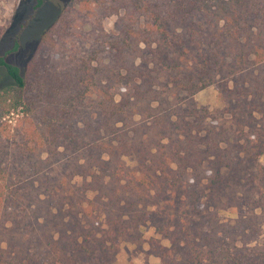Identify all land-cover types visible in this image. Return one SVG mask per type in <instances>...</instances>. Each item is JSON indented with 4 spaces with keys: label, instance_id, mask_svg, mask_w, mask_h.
<instances>
[{
    "label": "trees",
    "instance_id": "obj_1",
    "mask_svg": "<svg viewBox=\"0 0 264 264\" xmlns=\"http://www.w3.org/2000/svg\"><path fill=\"white\" fill-rule=\"evenodd\" d=\"M131 3L105 83L93 58L33 57L22 72L6 59L18 38L0 56L13 79L0 90V264H116L113 247L144 222L162 264H264L261 2ZM140 39L151 60L127 64ZM209 86L223 108L196 100ZM94 96L102 125L82 127Z\"/></svg>",
    "mask_w": 264,
    "mask_h": 264
},
{
    "label": "rangeland",
    "instance_id": "obj_2",
    "mask_svg": "<svg viewBox=\"0 0 264 264\" xmlns=\"http://www.w3.org/2000/svg\"><path fill=\"white\" fill-rule=\"evenodd\" d=\"M206 4L220 6V8L231 6L234 0H199ZM261 6L254 9V13L264 17V0H258ZM245 3V1H244ZM133 8L131 0H0V56L11 49L18 38V48L6 55V59L18 65L22 72L25 71L29 58H93V63L98 66V72L105 83L109 76L107 69L113 63L114 58L109 51V46L115 41L119 18ZM252 24L255 22L251 21ZM140 20L136 22L140 26ZM249 24V23H248ZM259 26H261L259 24ZM192 50L200 46L204 40L200 39L194 43L183 39ZM110 52V53H109ZM189 58H196L189 54ZM132 59L135 63H148L151 60L149 46L145 41H138L137 49L129 58H125L128 64ZM13 86V79L0 68V90L4 87ZM196 100L200 105H207L211 109L223 108L219 105L218 91L215 86H209L196 94ZM103 97L94 96L89 99L80 117L82 127L87 125H102L101 100ZM12 117V116H11ZM140 119L137 114L136 120ZM3 121V122H2ZM6 121L0 120V128L7 125ZM11 122V120L9 121ZM101 132H103L101 130ZM141 134L145 131L141 130ZM125 160L130 167L136 165L134 155H125ZM261 163L264 164V153L261 155ZM74 159L69 158L64 164L57 166L54 172L62 173L73 168ZM82 184L83 177L74 179ZM93 191L88 196L92 197ZM167 199V196L162 197ZM153 207V206H151ZM166 209L158 210L159 215L165 214L174 204H167ZM235 216V213H229ZM161 238L162 235L156 231L149 222L141 223L139 229L131 228L122 236L113 251L116 255V264H162L158 255L148 254L152 238ZM264 243V221L262 223V234L259 237ZM168 244L167 239H163Z\"/></svg>",
    "mask_w": 264,
    "mask_h": 264
}]
</instances>
